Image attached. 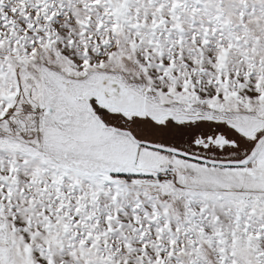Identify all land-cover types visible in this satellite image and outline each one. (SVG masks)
<instances>
[{
  "label": "snow or ice",
  "instance_id": "obj_1",
  "mask_svg": "<svg viewBox=\"0 0 264 264\" xmlns=\"http://www.w3.org/2000/svg\"><path fill=\"white\" fill-rule=\"evenodd\" d=\"M0 264H264V0H0Z\"/></svg>",
  "mask_w": 264,
  "mask_h": 264
}]
</instances>
